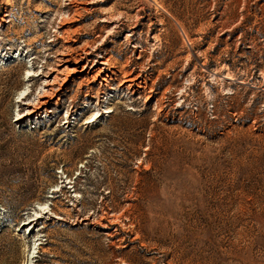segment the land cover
I'll return each instance as SVG.
<instances>
[{"label": "rangeland", "instance_id": "obj_1", "mask_svg": "<svg viewBox=\"0 0 264 264\" xmlns=\"http://www.w3.org/2000/svg\"><path fill=\"white\" fill-rule=\"evenodd\" d=\"M0 264H264V0H0Z\"/></svg>", "mask_w": 264, "mask_h": 264}, {"label": "bare ground", "instance_id": "obj_2", "mask_svg": "<svg viewBox=\"0 0 264 264\" xmlns=\"http://www.w3.org/2000/svg\"><path fill=\"white\" fill-rule=\"evenodd\" d=\"M63 58V57H62ZM66 61V60H64ZM58 72V71H57ZM55 78V77H54ZM53 78V79H54ZM57 78V77H56ZM131 79V78H130ZM128 81V79H127ZM131 83V82H130ZM52 82L49 81L48 79H46V83L45 85H50L51 86ZM129 85V84H128ZM50 90V88H47V90ZM25 94V93H24ZM54 96L51 94V92H48L47 94H41L39 97H38V106L36 107V111L38 110H41L45 105H48V104H51L52 103V98ZM22 119V118H20ZM43 206V205H42ZM38 209V208H36ZM40 209V208H39ZM42 209V208H41ZM36 213V211H35ZM40 213V212H39ZM37 214V213H36ZM31 221H33V219L30 220V222L28 223V225H30Z\"/></svg>", "mask_w": 264, "mask_h": 264}]
</instances>
